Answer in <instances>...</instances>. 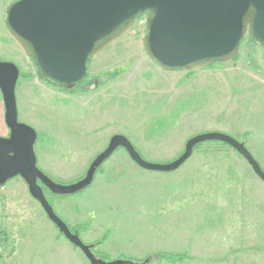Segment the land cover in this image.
I'll return each mask as SVG.
<instances>
[{
    "label": "rangeland",
    "instance_id": "obj_1",
    "mask_svg": "<svg viewBox=\"0 0 264 264\" xmlns=\"http://www.w3.org/2000/svg\"><path fill=\"white\" fill-rule=\"evenodd\" d=\"M16 1L0 0V58L31 74L17 83L19 120L37 131V165L54 181L82 179L115 134L146 160L169 163L191 137L222 132L243 142L264 170V49L250 36L228 62L167 72L145 51L142 16L92 58L83 83L63 89L39 79L8 30L7 9ZM44 191L85 243H101L94 253L105 261L264 264V182L222 142L203 144L169 173L140 168L121 148L85 190ZM161 252L187 258L161 262ZM0 264H88L21 177L0 186Z\"/></svg>",
    "mask_w": 264,
    "mask_h": 264
},
{
    "label": "water",
    "instance_id": "obj_2",
    "mask_svg": "<svg viewBox=\"0 0 264 264\" xmlns=\"http://www.w3.org/2000/svg\"><path fill=\"white\" fill-rule=\"evenodd\" d=\"M142 16L148 30L143 38L145 51L167 72H190L228 62L238 55L247 36L264 49V0H18L8 7L5 24L36 66L39 79L72 89L87 77L89 60L128 32ZM20 73L14 63L0 58V91L10 130L8 137L0 136V186L21 177L48 219L90 264L139 263L97 257L92 246L55 212L44 188L57 196L85 190L119 148L125 149L140 168L169 173L182 167L197 145L222 142L237 151L264 182V170L246 145L229 134L213 131L191 137L184 152L169 163L146 160L127 136L115 134L82 179L58 183L37 165V131L19 120L16 87Z\"/></svg>",
    "mask_w": 264,
    "mask_h": 264
},
{
    "label": "trees",
    "instance_id": "obj_3",
    "mask_svg": "<svg viewBox=\"0 0 264 264\" xmlns=\"http://www.w3.org/2000/svg\"><path fill=\"white\" fill-rule=\"evenodd\" d=\"M252 40H253V42L254 43H257L256 41H255V39L254 38H252V37H250ZM258 44V43H257ZM92 61V59H90L89 60V62H88V66H89V64H90V62ZM31 76V74H24V73H20V77H30ZM86 79V78H85ZM85 79L81 82V83H83L84 81H85ZM46 80H50V79H46ZM52 81V80H51ZM53 82H55V81H53ZM56 83V82H55ZM57 84V83H56ZM75 88V87H74ZM73 89V88H72ZM214 142H216V141H214ZM205 143H209V142H205ZM205 143H202V144H199V145H197L196 147H195V149H197V148H199L200 146H202L203 144H205ZM225 144V143H224ZM227 145V144H226ZM119 149H121V148H119ZM118 149V150H119ZM102 167V166H101ZM101 167L97 170V172L98 171H100V169H101ZM55 196H57V195H55ZM58 197H63V196H58ZM98 245H100L101 243L100 242H98L97 243ZM97 244H91V246H92V250H93V252H94V247H95V245H97ZM156 255H157V259L156 260H158V261H164V262H171V263H176V262H182L183 260H185L187 257V255L186 254H184V253H179V254H173V253H166V252H161V253H156ZM129 260H132V261H134V262H137V263H139V264H143V263H145L146 261H148V263H146V264H151V260H149V258H144V259H137V258H130Z\"/></svg>",
    "mask_w": 264,
    "mask_h": 264
},
{
    "label": "crops",
    "instance_id": "obj_4",
    "mask_svg": "<svg viewBox=\"0 0 264 264\" xmlns=\"http://www.w3.org/2000/svg\"><path fill=\"white\" fill-rule=\"evenodd\" d=\"M9 128L7 127L6 121H5V105L3 102V99L0 100V136L2 137H8L9 136ZM79 233V232H78ZM64 237V236H63ZM65 238V237H64ZM67 240V239H66ZM68 241V240H67ZM69 242V241H68ZM73 245V244H72ZM74 246V245H73ZM75 247V246H74ZM77 248V247H76ZM83 254V253H82ZM84 255V254H83ZM85 256V255H84ZM86 258V257H85ZM87 259V258H86ZM229 264L231 261H227ZM88 264L90 262L88 261ZM221 264V263H217ZM222 264H227V263H222ZM250 264V263H249Z\"/></svg>",
    "mask_w": 264,
    "mask_h": 264
},
{
    "label": "flooded vegetation",
    "instance_id": "obj_5",
    "mask_svg": "<svg viewBox=\"0 0 264 264\" xmlns=\"http://www.w3.org/2000/svg\"><path fill=\"white\" fill-rule=\"evenodd\" d=\"M73 232H75V231H73Z\"/></svg>",
    "mask_w": 264,
    "mask_h": 264
}]
</instances>
